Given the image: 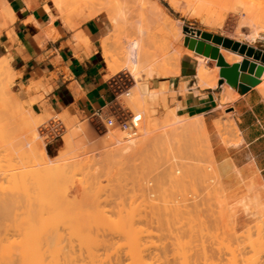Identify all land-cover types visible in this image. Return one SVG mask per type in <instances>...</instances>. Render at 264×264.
Returning a JSON list of instances; mask_svg holds the SVG:
<instances>
[{
    "label": "rangeland",
    "instance_id": "374dc122",
    "mask_svg": "<svg viewBox=\"0 0 264 264\" xmlns=\"http://www.w3.org/2000/svg\"><path fill=\"white\" fill-rule=\"evenodd\" d=\"M155 1L160 4L166 17L180 21L182 32L185 27L195 33L208 32L264 51V30L258 28L256 31L255 28L257 35L254 36V25L251 27L249 21L252 15H256V23L259 21L258 24L264 26V0H225L226 3L222 0L224 3H219L220 0L214 3L215 8L212 3L217 0H197L194 9L187 8L179 0ZM244 1H249L247 4L249 6L251 3V7L243 5ZM170 2H174L177 7L173 8ZM209 5L216 11L219 8L227 9L222 12L219 9L221 13L215 11V14ZM68 6L64 15L70 14L72 10H84L89 14L83 4ZM249 9H254L252 13L258 11V21V14L249 13ZM137 16L138 10L133 7L128 19L134 22ZM160 29L158 26L151 28V50L155 47L161 54L163 72L173 71L172 74H163L155 79L156 82L165 83L167 108L175 105V112L186 114L188 119L191 116L193 119L197 114L212 118V128L208 129L204 122L206 132L203 134L194 124L167 126L164 129L156 128L144 138L141 137L144 127L151 126L152 120L162 119L170 112L167 108L145 110V114H139V121L135 119L129 127L132 135L138 139L135 147L127 154L119 155L118 146L107 139V129L98 117L76 118L73 133L78 145L77 154L60 172L46 178L43 168L50 163L41 156V150H44L42 140L48 133L41 128L26 126L27 122L24 125L19 122L22 121L19 116L24 118L23 121L28 119V110L22 103L20 106L23 110L20 112L18 102L17 105L14 103L11 82L6 88L8 92L4 90L1 93L0 101L5 102L8 110L19 121L15 119V123L5 126L4 122H0V264H27L24 259L27 251L24 250L25 256L20 248L23 237L37 236L34 233L38 231V237L40 234L45 237L43 241L40 238L42 246L48 239L51 241L49 246L58 249L56 254L44 251L46 255L43 253L42 259H54L52 262L43 260L46 264H264L263 180L257 172H252L253 177H248L249 180L245 177L243 182L235 183L232 172L224 174L214 171L218 156H228L216 154L218 149L215 147L224 149L237 145L238 131L229 113L232 104L245 91L264 86V63L253 58L241 63L238 55L242 54L221 47L223 57L230 64L239 63L241 66L237 85L227 84L225 92L220 85L212 90L197 84L198 91L193 88V92L188 93L181 88L175 92L177 81L174 79L178 73L174 72L175 64L166 62V59L173 50L183 47V42L178 39L170 41L164 36V30ZM133 32L128 27L123 30L122 36L128 40L133 37ZM124 44L125 41L120 39L113 45L118 70L123 66L117 57L121 56L118 53L124 50ZM252 61L257 63L262 72L257 78L248 73ZM207 65L212 68L213 62L209 60ZM5 75L6 72L2 75L4 81L0 79L2 83L7 82ZM209 79L215 81L213 76ZM114 83V91L120 97L117 103L110 106L108 114H123L128 122L130 114L122 107L121 94L132 84V80L121 70L115 76ZM207 91L215 93L212 95L214 99H204ZM16 123L20 126H16L19 128L18 133L22 134L14 142L21 143L18 147L22 151L19 155L6 156L1 143L11 140L14 136L11 126ZM3 126L10 130L7 128V132ZM65 134L69 133L65 131L62 137ZM231 161L246 173L250 172L254 164L252 159L242 164L233 159ZM211 167L213 177L210 179L205 171L211 170ZM4 173L14 174L12 185L3 179ZM15 183L19 184L13 185ZM235 194L236 198H243L249 204L255 199L254 205H250L251 213L243 211L239 199H232ZM3 203L5 205L2 207ZM28 230H32L33 234L32 231L28 234ZM50 237L58 242L57 245ZM19 239L20 244L16 241ZM17 248L20 250L17 251ZM20 255L23 256L19 258Z\"/></svg>",
    "mask_w": 264,
    "mask_h": 264
},
{
    "label": "crops",
    "instance_id": "0c3cea01",
    "mask_svg": "<svg viewBox=\"0 0 264 264\" xmlns=\"http://www.w3.org/2000/svg\"><path fill=\"white\" fill-rule=\"evenodd\" d=\"M61 16L52 0H0V58L7 59L12 71L15 96L32 114L66 115L59 120L63 130L44 143L48 156L64 147L62 133H73L76 118L88 119L97 111L107 115L120 97L114 91L115 76L104 77L101 40L111 29L106 15L72 10ZM180 60L175 92L198 91L196 61L186 54ZM213 94L207 91L204 99H214ZM229 113L237 145L215 147L216 154L241 164L252 159L264 181V86L239 95ZM203 118L212 128V118Z\"/></svg>",
    "mask_w": 264,
    "mask_h": 264
},
{
    "label": "bare ground",
    "instance_id": "6f19581e",
    "mask_svg": "<svg viewBox=\"0 0 264 264\" xmlns=\"http://www.w3.org/2000/svg\"><path fill=\"white\" fill-rule=\"evenodd\" d=\"M179 1L184 6H186L187 8L194 9L196 7L195 3L197 0H179ZM218 1H220V0L213 2L212 5H214V3H216V2L218 3ZM224 1L221 0L219 3H224ZM52 2H53V7L56 9V11L62 15L61 17L64 16L63 13H64L65 8H69L68 5L77 6L79 4H83L85 6V10L88 11L90 17L94 16L100 12H103L111 24V29L104 35V37L101 40V51H102V58H103V65H104V77L105 78H111L113 76H116L122 70L123 72L128 74L130 79L132 80V84L129 87H127L123 91V93L121 94V96L123 97L121 104H122L123 109H126L127 112L130 114L129 115L130 121H128L124 126H122L120 124H113L111 126L109 125L107 127V132H106L107 139L114 142V144H116L118 146L117 153L119 155L127 154L132 148L135 147L136 142L138 141V139L135 138V135H132L129 127L131 125H133L135 119L137 121H139V114L140 113L145 114V110H153V108H167V106H168L166 99H165V83H164V81L156 82L155 79L157 77H159L160 75H163V74H165V75H168L169 73L172 74L173 71L170 72V71L166 70L163 72L161 69L162 65H163L161 54L157 51V48H155V47H154V50H151L152 45H153L152 44V38H151L152 33H150L152 27H157V26L159 28L161 27V29L164 30L163 32H165L164 36L167 39H170V41H172L173 39H178V40H182V42H183V47H181L180 49L173 50V52H171L167 56V59H166V62H171V63H173V65L175 64L176 68L174 69L175 70L174 72L178 73L179 60L183 54H186V55L194 58V60L196 61V68H195L194 77H195V83L197 85L208 86L210 88H215L217 85L218 86L220 85L223 87V91L225 92L227 90V87H228L227 84L232 83L230 81L231 79H227V78L219 75L221 67L217 66L215 64V60L210 59L209 57L203 56L201 54H198L192 48L188 47V42H189L190 38H196L197 39V38H199V36L194 31H190V30H187V31L185 30L184 32H182L180 21H178L176 19H175V21H173L172 19H169L168 17H166L164 10L160 6V4L155 0H52ZM238 2H239V0H238ZM248 2L244 1L243 5H246ZM225 3H226V1H225ZM170 5L173 8L177 7V5L174 2H170ZM212 5H209L211 7V9L213 8ZM238 5L240 6L239 3H238ZM250 5H251V3H250ZM219 6H220V4H219ZM247 6H248V4H247ZM44 7H46V6L44 5ZM133 7L135 9L137 8V10H138V16L134 22L129 21V19H128L129 15L132 12ZM210 7H209V10H210ZM215 7H216V4L214 5V8ZM221 7H224V4L223 5L221 4ZM241 8H243V7H241ZM252 8H253V6H252ZM219 9H221V12H222L223 10H226L227 8L225 7V9H223V8H219ZM219 9L217 11H218V13H221V12H219ZM209 10H207V12ZM252 10H254V9H249L248 12L253 14L254 12L252 13ZM212 11H214V13H215L216 10L212 9ZM217 11H216V13H217ZM227 11H229V10H227ZM211 12H209V13L212 15L213 12L212 13ZM232 12H235V11L233 10ZM255 12L258 14V11H255ZM246 13H247V11H246ZM249 13H247V18L250 17ZM256 13H254V14H256ZM224 14H225V12H224ZM216 16H214V17L216 18ZM255 16L256 15H254V16L252 15V17L254 18V21H253V18L249 19V21L251 20L250 22L252 23L251 27L254 25L252 27V28H254V30L251 29V30H253L254 36L257 35L255 32L257 31L258 28H260L261 31L264 30V26L258 24L259 14L257 17V21H258L257 23L255 21V18H256ZM244 17H245V15H244ZM244 17H241V18H244ZM66 20H67V17H66ZM249 21L247 20L248 23H250ZM67 22H68V20H67ZM67 22H66V24H67ZM256 24H258L257 27H256ZM128 27H130L134 30V32H133L134 34H133V37L131 36V38H129L127 40V39L123 38L122 32H123V30L128 29ZM255 28H256V31H255ZM252 36L250 35V37H252ZM252 38H249V39H252ZM120 39H122V41L123 40L125 41V44H124L125 48H124V50H122L118 53V54H121V56H118L117 60L119 58L123 64L122 68L118 70V68H116V61H115L116 53L113 49V45L115 43H117ZM219 53L223 57V49L221 47H219ZM245 57L246 56L238 55V61L242 63L243 60H248L249 58H251V57H247V58H245ZM223 59L227 64L231 65L227 59H225L224 57H223ZM209 60H211L213 62L212 68L208 67V65H207ZM240 68H241V66L239 64V71H240ZM5 72L7 75V78L5 77V79L7 82L2 83L0 81V95L4 90L8 92V89H6V88H8V84H10L11 80H12V71L9 67L7 59L5 57H2V58H0V79H2L4 77V76L2 77V75H3V73L5 74ZM248 73H250L251 75H253L256 78L259 77L260 75H262V72H260V70H259V66L257 65V63H255L253 61L249 65ZM210 76L215 77V81H210V79H209ZM217 77L219 78L218 82H217ZM2 80L4 81V78ZM11 96H13V95H11ZM13 98H15V99H13L15 104L18 102L17 104H19V105L17 107H19L20 112H22L21 110H23V109H21L22 106H20V104L23 105L22 102H20L15 95ZM175 108H176L175 105L173 107L167 108L170 110V112L166 113L162 119L152 120L151 126L144 127V129L142 130L141 137L144 136V138H145L146 136L152 134V132L156 128L157 129H160V128L164 129L167 126H172V127L185 126V125L189 126L191 124L197 125L202 130L203 134H205L206 131H205L204 120H203V117H201L202 114H197L196 116H193L194 117L193 119H191L192 116L190 115L191 118L188 119L187 116H185L186 115L185 113H183L185 115H181L180 113L175 112ZM8 109L9 108H7L5 102L0 101V122L1 121L4 122L5 123V124L3 123L4 126L7 125L8 123L13 124L16 122V121L14 122V120L16 119L15 114H13V112L9 111L10 109L9 110ZM26 113L28 116L27 117L28 121L26 119H25V121H23L24 118H21V116H19V117H20V119H22V121H19L18 118H17L18 120L17 119L16 120L19 122H23V125L25 124L24 122H27L26 126H28V127L41 128L45 132H47L48 134L45 136V139L42 140L44 143L47 140H49L50 138H52L54 135H56L57 133H59L60 131L63 130V128L60 127L61 122L59 120L66 119L65 114H61L58 117H52L46 113L45 114L44 113L32 114L29 111H26ZM199 113H201V112H199ZM3 124L1 123V125H3ZM17 125H18V127H20L19 123L18 124L16 123L15 126L10 125L12 127V130L14 131V133H13L14 136L11 138V140L7 141V143H5V144L1 143L2 144L1 146L5 147L4 150L7 151V152L5 151L6 156L11 155V154L12 155H19L22 151V149L20 147H18L21 143L18 144V143L14 142L22 134V133H20V134L18 133L17 129H19V128L16 127ZM20 125H21V123H20ZM22 127L23 126H21V128ZM7 128H9V127H6L5 130ZM79 129L82 130V127H79ZM9 130H10V128H9ZM8 134H11V133H8ZM74 135H75V133H71V134L69 133V134H65L63 136L64 148L59 150L58 154L54 157H51V158L47 157L44 150L43 149L41 150V156L43 158H47V161H49V163H50L49 166H46L43 168V173L45 174L46 178H48L47 177L48 175L54 174L56 172L57 173L60 172L64 168V166L67 164V162L76 156L78 145L74 141ZM13 153H15V154H13ZM16 153H18V154H16ZM210 169L211 170H209V171H205V173H207L206 176L208 175L211 179L213 177V172H212L213 168L211 167ZM214 171H218V173H224V174L226 172H232L231 176L235 180V183L236 182L241 183V182H243L244 179L247 178V180H249L251 177H253L252 172H257V168L253 164L252 168L250 169V172L246 173V172H243L241 168L236 167L232 163L231 158L229 156H218V165H217L216 169H214ZM178 172H179V170H178ZM175 174H177V173H175ZM13 175L14 174L9 173L7 175L4 173L3 179H5L6 182L11 183L12 181H14ZM203 177H204L203 179L206 178L205 175H203ZM248 177H249V179H248ZM20 180H21V178H20ZM18 184L15 183L13 185H18ZM261 184L264 188V181H262ZM11 185H12V183H11ZM19 186H22V185H19ZM15 187L17 188V186H15ZM19 188L23 189L22 187H19ZM19 188H17V189H19ZM25 190H26V188H25ZM1 192H2V186L0 185V194H1ZM25 193H26V191H25ZM237 196H239V193ZM237 196L235 194V197L232 196V199L233 198L236 200L239 199V202L242 203L241 206L244 209L243 211L246 212V214L251 213V211L249 210V209H251L250 205L251 204L254 205L253 201L255 199L253 198L254 200L252 201L251 204H249L250 203L249 201L243 200V198H239V197L236 198ZM41 201H42V199H41ZM39 204H40V202H39ZM4 205L5 204L3 203L2 207ZM252 210H254V209H252ZM254 212H255V210H254ZM254 212H252V213L254 214ZM28 214H32V213L28 212ZM36 217L37 216H35V219H36ZM39 218H40V216H39ZM26 219H27V217H26ZM30 219L31 218H29L28 221L31 222ZM33 227H34V225H33ZM33 227H31V228L34 229ZM31 231L32 230H30V231L28 230L27 233L29 234V232H31ZM23 233H26V232H23ZM27 233H26V236H28ZM36 233L37 232H35L34 235H37V236H33V237L28 236V237H26V239H25V237H23L24 241H22L23 244H22V246L20 245L21 246L20 248L22 249L21 251H23V254L25 256H26L25 253L27 251V257L26 258L24 257V259L27 260V264H46V262H43V260H46L47 258L42 259V254L48 250L51 251L52 254L53 253L56 254L58 249H57V247H50L49 245L51 244V241L48 239H47L48 242L44 241L43 242L44 246H42L41 241H43L44 236H41V234H40V237H38L39 236L38 233H40V232L38 231V233L37 234ZM32 234H33V231L31 233V235ZM52 237H50V239ZM40 238H42V240ZM47 238H49V237H47ZM44 240H45V237H44ZM52 240H53V238H52ZM16 241H18L19 244L21 242L20 239L16 240ZM55 241L53 240L52 242H55ZM57 241H59V239ZM18 243H15V244L18 245ZM57 243L58 242H55L54 245H57ZM11 244H13V243H11ZM52 245H53V243H52ZM61 247L62 246H60V248ZM10 249L12 250V247ZM18 249L19 248H17L16 250L18 251ZM11 250H9V251L11 252ZM24 250H26L25 253H24ZM3 251H4V248H3ZM6 251L8 252V248L6 249ZM12 252H13V250H12ZM19 253H17V254L19 255ZM60 253H62V252H60ZM8 254H9V252H8ZM21 254H22V252H21ZM45 255H46V253H45ZM68 255H69V253H68ZM21 256H23V255H20L18 257L20 258ZM28 257H29L30 261L28 260ZM46 257H49V255ZM54 257H55V255H54ZM64 257L62 256V258H64ZM53 260H54L53 257H51L50 260L47 259V261H50V262H52ZM22 261H24V260H22ZM50 262L48 264H50Z\"/></svg>",
    "mask_w": 264,
    "mask_h": 264
},
{
    "label": "water",
    "instance_id": "95a60500",
    "mask_svg": "<svg viewBox=\"0 0 264 264\" xmlns=\"http://www.w3.org/2000/svg\"><path fill=\"white\" fill-rule=\"evenodd\" d=\"M184 30L188 29L185 27ZM196 34L199 38H190L188 47L198 54L215 60V64L221 67L219 75L231 79L233 85L238 83L239 63L227 64L219 53V47L230 49L264 63V51L255 50L245 44L208 32H196Z\"/></svg>",
    "mask_w": 264,
    "mask_h": 264
},
{
    "label": "built area",
    "instance_id": "2783aa9c",
    "mask_svg": "<svg viewBox=\"0 0 264 264\" xmlns=\"http://www.w3.org/2000/svg\"><path fill=\"white\" fill-rule=\"evenodd\" d=\"M95 116L99 118V120L101 121V123L103 124V126L107 129V127L113 124H120L122 126H124L127 123V118H125V116L123 114H117L115 112H112L106 116H103L102 114H100L99 111H97L95 113Z\"/></svg>",
    "mask_w": 264,
    "mask_h": 264
}]
</instances>
